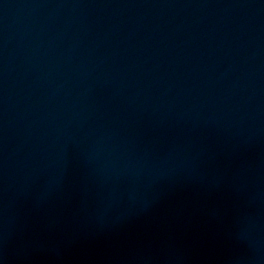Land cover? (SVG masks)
Listing matches in <instances>:
<instances>
[{
    "label": "water",
    "instance_id": "obj_1",
    "mask_svg": "<svg viewBox=\"0 0 264 264\" xmlns=\"http://www.w3.org/2000/svg\"><path fill=\"white\" fill-rule=\"evenodd\" d=\"M0 264H264V0H0Z\"/></svg>",
    "mask_w": 264,
    "mask_h": 264
}]
</instances>
